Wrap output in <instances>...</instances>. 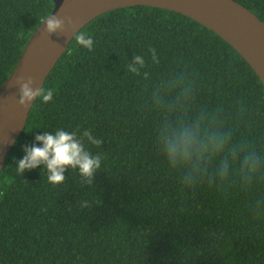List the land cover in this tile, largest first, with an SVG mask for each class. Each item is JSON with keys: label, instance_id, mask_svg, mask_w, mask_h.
I'll return each instance as SVG.
<instances>
[{"label": "trees", "instance_id": "trees-1", "mask_svg": "<svg viewBox=\"0 0 264 264\" xmlns=\"http://www.w3.org/2000/svg\"><path fill=\"white\" fill-rule=\"evenodd\" d=\"M236 1L264 21V0ZM54 6L0 0V87ZM48 89L0 176V264H264V84L229 43L167 9L114 10L76 36ZM183 126L223 148L170 160ZM57 130L102 141H84L102 157L92 185L73 169L61 185L17 172Z\"/></svg>", "mask_w": 264, "mask_h": 264}, {"label": "water", "instance_id": "water-1", "mask_svg": "<svg viewBox=\"0 0 264 264\" xmlns=\"http://www.w3.org/2000/svg\"><path fill=\"white\" fill-rule=\"evenodd\" d=\"M54 5L49 16L64 21L63 30L48 34L45 19L0 87V176L38 99L22 107L21 85L31 78L35 90L43 89L76 36L108 12L145 6L189 17L229 43L264 84V21L236 0H54Z\"/></svg>", "mask_w": 264, "mask_h": 264}, {"label": "clouds", "instance_id": "clouds-1", "mask_svg": "<svg viewBox=\"0 0 264 264\" xmlns=\"http://www.w3.org/2000/svg\"><path fill=\"white\" fill-rule=\"evenodd\" d=\"M64 21L57 17L48 16L46 18V30L48 34L63 30ZM79 45L92 50L93 40L91 37L81 34L77 37ZM135 63L141 67L144 65V59L140 56L135 57ZM136 73L137 69H130ZM33 80L29 78L26 83L21 85V96L19 104L27 107L37 98H41L44 103L52 101L54 89L35 90ZM36 143L32 146H25L22 159L17 161L16 167L19 174L37 168L46 169L48 182L53 185L64 183L65 172L69 169L77 170L82 179V183L92 185L97 172L101 168L102 157L93 156L85 149L84 141L99 146L102 141L94 138L88 130L84 131L80 138H77L73 132L57 130L55 132H45L43 135L35 137ZM40 145V146H37ZM222 140H216L211 136L201 137L198 129L190 126H183L178 130L169 133L165 151L170 160L188 161L195 154L204 152H218L223 148Z\"/></svg>", "mask_w": 264, "mask_h": 264}]
</instances>
